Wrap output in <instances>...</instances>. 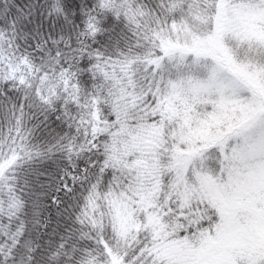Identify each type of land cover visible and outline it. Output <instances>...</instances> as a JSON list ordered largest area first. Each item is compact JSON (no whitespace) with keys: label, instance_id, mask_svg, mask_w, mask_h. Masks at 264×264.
Masks as SVG:
<instances>
[{"label":"snow or ice","instance_id":"obj_1","mask_svg":"<svg viewBox=\"0 0 264 264\" xmlns=\"http://www.w3.org/2000/svg\"><path fill=\"white\" fill-rule=\"evenodd\" d=\"M0 264H264V0H0Z\"/></svg>","mask_w":264,"mask_h":264}]
</instances>
